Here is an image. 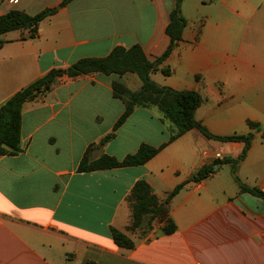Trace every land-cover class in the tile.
<instances>
[{
    "label": "crops",
    "instance_id": "crops-1",
    "mask_svg": "<svg viewBox=\"0 0 264 264\" xmlns=\"http://www.w3.org/2000/svg\"><path fill=\"white\" fill-rule=\"evenodd\" d=\"M64 1L0 0V16L57 9L35 38L23 29L0 36V107L51 70L107 57L118 46L140 45L155 61L171 43L176 0ZM181 13L182 40L151 78L198 91L195 116L212 135L252 133L235 174L264 192V0H183ZM115 80L132 91L142 86L135 74L64 75L24 104L21 151L0 156V264H264V200L241 190L231 163L198 180L217 153L237 160L245 143L208 139L197 129L169 143L177 130L157 107L135 108L115 131L125 111ZM142 144L167 145L142 166L78 172L89 147L91 159L121 160ZM139 180L161 201L184 184L169 204L172 234L158 219L146 235L130 230L128 197ZM111 228L135 247L119 248Z\"/></svg>",
    "mask_w": 264,
    "mask_h": 264
},
{
    "label": "trees",
    "instance_id": "trees-1",
    "mask_svg": "<svg viewBox=\"0 0 264 264\" xmlns=\"http://www.w3.org/2000/svg\"><path fill=\"white\" fill-rule=\"evenodd\" d=\"M72 0H65L61 6H65ZM183 0H176L174 9L170 15V23L167 27V34L171 38V43L163 56L155 61L149 60L140 45L130 48L115 47L111 53L104 58H84L65 70L54 69L38 81L32 83L25 89L16 93L0 107V156L15 155L21 151V129H22V108L25 103L33 101L41 94H46L58 82L67 75L69 78H77L83 75L101 73L107 76L115 75L119 79L127 74H135L142 82V86L137 91H132L121 81L115 80L112 83L113 95L123 101L125 111L117 121L114 130L116 131L134 112L137 107H157L164 118L169 120L176 128V132L170 137L169 143L190 130L197 129L208 139L222 142H244L245 148L237 160L223 159L216 160L212 165L204 166L199 171V179H206L215 172V166L226 163L232 164V171L238 185L243 192H248L264 200V192L258 188H252L244 184L235 174L236 165L243 160L251 146L252 133L248 135H232L219 137L212 135L208 129L196 119V111L201 106L203 99L201 94L195 90H174L163 87L151 78V74L158 70L172 53L178 42L182 40L184 29L187 25L186 19L181 13V3ZM56 8L46 9L37 15H29L23 11L12 10L0 16V36L16 30H29L30 37L38 36L40 23L48 16L54 14ZM4 41L0 40V48ZM164 74H169V70H162ZM255 128V124H251ZM115 137L112 133L101 143V146ZM167 144L159 148L148 144H142L138 151L129 154L123 159H117L107 154L98 159H91L93 146L85 152L78 172L87 173L100 170H109L126 167H137L145 165L153 159ZM184 184L178 185L164 200L161 201L154 193L152 187L145 181L139 180L135 183L128 202L132 211V225L130 230H139L143 235L148 234L153 229L156 219L164 222L162 232L166 235L176 231V225L170 217L169 204L171 200L180 192ZM114 243L122 249H133L135 242L125 233L111 228Z\"/></svg>",
    "mask_w": 264,
    "mask_h": 264
},
{
    "label": "built area",
    "instance_id": "built-area-1",
    "mask_svg": "<svg viewBox=\"0 0 264 264\" xmlns=\"http://www.w3.org/2000/svg\"><path fill=\"white\" fill-rule=\"evenodd\" d=\"M14 1H15V0H14ZM215 157H216V159H218V160H223V156H222L220 153H217V154L215 155ZM213 174H214V173H211V174L209 175V177H211Z\"/></svg>",
    "mask_w": 264,
    "mask_h": 264
},
{
    "label": "water",
    "instance_id": "water-1",
    "mask_svg": "<svg viewBox=\"0 0 264 264\" xmlns=\"http://www.w3.org/2000/svg\"><path fill=\"white\" fill-rule=\"evenodd\" d=\"M195 177V175H193V178Z\"/></svg>",
    "mask_w": 264,
    "mask_h": 264
}]
</instances>
